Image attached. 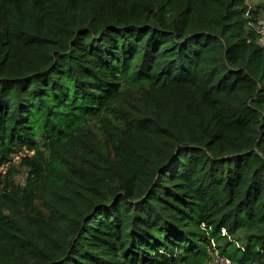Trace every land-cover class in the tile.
<instances>
[{
    "label": "trees",
    "instance_id": "trees-1",
    "mask_svg": "<svg viewBox=\"0 0 264 264\" xmlns=\"http://www.w3.org/2000/svg\"><path fill=\"white\" fill-rule=\"evenodd\" d=\"M247 1L0 0V264H264Z\"/></svg>",
    "mask_w": 264,
    "mask_h": 264
},
{
    "label": "rangeland",
    "instance_id": "rangeland-1",
    "mask_svg": "<svg viewBox=\"0 0 264 264\" xmlns=\"http://www.w3.org/2000/svg\"><path fill=\"white\" fill-rule=\"evenodd\" d=\"M257 1L258 0H251V3L254 7L257 5ZM260 18L261 21H264V9H262L261 11ZM40 147H43L42 143L40 144ZM34 153H36V148L29 149L24 147L21 151L12 154L11 160L8 163L0 165V170L6 173L9 165H13V167H15L17 170L16 172L13 171L15 180H17L18 182H23L26 179L28 173V167L23 164V157L25 155L32 156L34 155ZM211 264H214L212 260Z\"/></svg>",
    "mask_w": 264,
    "mask_h": 264
},
{
    "label": "built area",
    "instance_id": "built-area-1",
    "mask_svg": "<svg viewBox=\"0 0 264 264\" xmlns=\"http://www.w3.org/2000/svg\"><path fill=\"white\" fill-rule=\"evenodd\" d=\"M247 4L249 5L247 13H249L252 3L250 1H247ZM257 31L260 36V41L264 44V21L259 22V24L257 25ZM211 256L214 264H234L231 258L225 255H221L217 250L213 252Z\"/></svg>",
    "mask_w": 264,
    "mask_h": 264
}]
</instances>
